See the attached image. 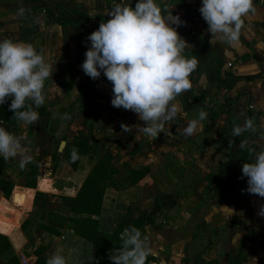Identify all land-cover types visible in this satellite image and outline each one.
<instances>
[{
  "label": "crops",
  "instance_id": "crops-1",
  "mask_svg": "<svg viewBox=\"0 0 264 264\" xmlns=\"http://www.w3.org/2000/svg\"><path fill=\"white\" fill-rule=\"evenodd\" d=\"M60 1L65 2V0H0V37L12 38L14 41L18 42H23L21 39H26L34 43L35 39H40V37L45 35V31H42L44 26L49 30L51 27H54V25H60L68 29V33L70 34V36L64 39V45L73 48L76 47V43L80 42V37L77 35L78 28L86 23H93L94 20L91 19L89 20L91 22L86 20L82 22L78 15L80 13H85V8H81L79 9L80 13H70L72 18L58 19L53 16H48L50 20L48 25L50 26L47 27L42 23L40 17L42 13L49 15L44 3H50L51 6H54L55 2ZM76 1L74 5H89V0ZM91 1L92 4L95 5V0ZM133 1L135 5L137 0H132V2ZM157 3L162 7L164 5L173 6L172 15L179 16L182 21L186 22L179 27L175 24H170V26L175 28L180 37L189 44V47L185 49L184 55L188 58L194 56L198 59L197 69L190 76L193 88L190 92L179 96L180 98L178 100V104L182 106L187 116L185 119L178 118L177 121L167 125L165 128V133H167V135L161 133L157 138H151L142 134V141L147 144L145 148L148 149L150 153L147 157L143 158L141 155L136 154L134 158L139 162L142 161V164L149 165L144 183L130 185L119 190L107 186L104 190L100 212L97 216L98 229L102 221H108L111 228H109L108 231H101L100 229L99 231L105 233L113 231L133 202L138 203V210L135 209L137 211L133 217L144 213L149 215V211L152 212V215L161 212L169 218L172 225L197 222L189 219L201 215L202 211L207 208L208 211L211 209L210 214L212 212H217L219 216H236L237 223L235 227L230 230L229 234L231 238L230 243L232 244L231 247H233L229 248L230 253L226 252L224 249H220L218 253H213L211 256L204 255L205 253H202V255L199 254L201 248L197 246L191 247L196 240V238H194V232L182 238L181 247L178 248V246H173L172 237L169 238L164 236L162 231H154L155 229L153 227L151 235L146 228L147 226H145V237L152 241L151 248L153 251L150 255L155 260L154 264H180L182 258L193 254H199L203 259H215V257L218 256L217 264H231L229 259L237 254L240 245L239 244L237 248L235 246L234 249L233 244L235 243L236 236L237 238H244L242 249L246 252V260H244L242 264H252V261H256L258 258L260 264H264V216L258 215L261 205H264V198L240 191L235 185L223 184L218 191V193L221 192V194L218 195V193H216L214 196L218 197L217 200L214 202L210 201L208 204L204 203L202 207H200L202 204V192L206 190L205 188L207 185L206 181L203 179V171L213 172L210 168H207L209 160L213 158L224 163L226 159H228V156L222 154L220 149H215V145L221 144L229 139L233 127L237 125L242 126L245 119L237 120L236 124L232 122H223L220 118L212 121L210 119L212 115L208 112L207 118L201 122L202 126L193 136L184 137L180 134V131H178L187 126L188 120L197 118L200 109H209V105H211L210 101L212 99L214 100L215 96H219L216 99L220 101L226 97L232 98L236 102L233 111L237 117L239 115L242 118L243 115H245V110H243L242 106L245 99L251 101L254 111L264 114V0L262 3H259L258 0H253L255 11L250 12L244 18L245 23L241 30L239 43L235 47L222 44L219 41L214 45L210 43L212 37L207 31L208 25L199 12L202 0H157ZM109 4L110 8H108V10H111L114 4L110 2ZM21 8L25 9L23 16L19 15V9ZM34 8L35 12L29 14L28 12ZM165 14L167 15V13ZM98 16L99 19L97 18ZM100 17L101 19L104 17L102 22H106L107 19L110 18L107 16V11H105L104 14H96L94 18L96 21L92 24L95 30L98 29L101 23ZM62 22L66 23L64 24ZM28 35H30V37H28ZM58 44L61 43L59 42ZM102 81H104L105 84L106 81H108L106 77L103 76V73L93 86L92 93L97 102L102 99L100 97H103L104 94H112V90L107 91L110 87H107L105 84L102 86ZM108 82L107 84H109ZM198 94L205 96L204 105H188L186 103L187 96ZM112 119V117L105 114L101 123ZM135 119L137 120V118ZM259 121L261 125H264V120ZM126 124L131 126L130 123ZM262 127L264 128V126ZM199 134H201L202 138L196 140L198 142L189 141L192 137H196ZM146 138L148 139L146 140ZM201 141L204 142L199 147ZM243 141H247L249 144L253 143L254 148L252 149L259 151L261 148H264V133L252 136L246 131L245 137L239 140L231 137L230 143H232V145H228L230 147L224 145L226 146L224 148L225 150L235 149L238 145H241ZM132 145L133 140H130V147H133ZM152 149L157 151L159 156L160 153H163V156L171 160L176 159V157L182 159L184 162V165H182L183 168L177 170V172L176 169L174 170L175 175H180L178 183L174 184L170 182L168 174L162 165L152 163ZM188 149H190L191 152H188ZM227 154L229 158L232 157L228 151ZM253 160L254 157L252 156L251 161ZM128 163L129 165L139 167V164H134V159H129ZM91 167L92 164L85 170L79 165L78 168L76 167L77 169H73L72 172L69 173L68 180H70V182H76V187H78ZM152 167L154 168L152 169ZM168 169L171 170L170 167H168ZM236 169L237 168H235L234 171ZM151 170L153 175L150 179L148 175ZM231 171L232 170L225 171L224 174L228 175H226L224 179L231 176ZM192 208H194V211H192ZM17 210L21 211L19 209ZM117 212L120 213V218L114 221L111 217ZM40 220L43 222L44 219L41 217ZM46 222H44L43 225L53 228L57 231V234H52L42 229L41 224L35 226V222L33 221L24 232L17 227V232L10 231L0 233L5 235L8 243L13 249L14 246L21 248V250L17 252V255L19 254L20 258L25 260L27 264H32L34 262V250L41 251L43 257L47 260V258L58 249L69 262L77 264H90L92 262L95 249L92 243L89 242L90 246L85 247L81 241L84 239L76 236L71 230L60 228ZM258 223H260L261 226H258ZM253 224H256L255 228L258 226L256 235L248 237L245 234L244 228H246V225L252 227L250 225ZM197 227H200V225H197ZM221 235L223 236V233ZM14 237L19 238L18 243L14 242ZM76 237L81 240H76ZM115 249L116 248H112L111 251ZM254 253L259 256H254ZM242 255L244 254L242 253ZM107 264H111L109 259ZM255 264H257V262H255Z\"/></svg>",
  "mask_w": 264,
  "mask_h": 264
},
{
  "label": "rangeland",
  "instance_id": "rangeland-1",
  "mask_svg": "<svg viewBox=\"0 0 264 264\" xmlns=\"http://www.w3.org/2000/svg\"><path fill=\"white\" fill-rule=\"evenodd\" d=\"M76 2V0H65V2H55L54 6H51L50 3H44L49 15L44 13L40 14L42 23L47 27L50 26L48 25L50 21L48 16H53L58 19L72 18L70 13H80L79 9L81 8H85V13H80L78 15L82 22L92 19L94 23L96 20L89 16L90 12L104 14L105 11H108V8H110L108 0H95V5L92 4L91 0L88 1L89 5H74ZM129 5L134 8V1ZM33 12H35V8L31 9L28 13L31 14ZM97 18L99 19V17ZM102 19H104V17ZM102 19L100 17V22H102ZM93 23H86L78 28L77 35L80 37V42L76 43V47L74 48L64 45V39L70 36V34L68 33V29L60 25H54V27H51L49 30L44 26L42 31H45V35L40 37V39H35V44L33 41L31 42V40L21 39L23 42L31 43L38 52L43 53L46 62L51 65L53 76L45 81L44 95L46 99L43 105L45 111L42 115H39L40 119L37 124L29 126V128L25 130L19 121L13 119L12 121L7 120L2 122L0 120V126H3L12 134L20 136L26 133L25 144L28 149L27 155L31 157V162L26 164L23 170L19 167L22 157L18 156L15 159L7 161L0 157V179L4 182L6 181L9 185L7 196H4L2 187H0V232L16 231L17 227L20 228L24 220H29V225L31 221H33L35 222V226L41 224L42 227H44L45 225H43V223L49 218L48 212L51 214H61L65 217L71 215L68 212L67 206L62 204L61 196H73L78 188L76 187V182H70V180H68L69 173H71L73 169L66 159L68 156H76L79 150H86V153L77 156L78 166L81 165L85 170H87L91 164L93 165L97 160H100L99 164L103 167H112L117 170L118 173L112 178L116 184L128 187L130 185H126L125 178L129 170L145 168L142 176H132L131 178V180H134L137 177L134 184L144 183L149 165L142 164V161L139 162L135 160L134 157H136V154L141 155L142 158L147 157L150 151L145 148L147 144L142 141L143 136L139 134L137 129L133 128L131 132H123L121 129V124L127 125L126 123H130L131 126L136 124L143 126V122L139 121L137 115L131 111H126L122 108H114L111 105L113 93L108 95L104 94L103 97H100L102 99L98 100L99 102L95 101L92 91L94 83H96L97 80L94 81L86 76L81 68L85 60L84 53L88 50V47H90V42L86 40V37L95 31L92 25ZM28 37H30V35H28ZM3 39H5V37H0V40ZM59 42L61 44H58ZM107 82L108 81H106L105 84V82L102 81L101 84L102 86L105 84L107 87H110L109 90H105L111 91L112 84L110 82L107 84ZM57 87L61 91H59ZM218 97L219 96H215L214 100L212 99L210 101L211 105H209V109H200V111H205L207 114L210 112L212 115L210 119L212 121L220 118L223 122H232L236 124L237 120L252 119L257 128L255 133L258 135L264 133V128L262 127L264 125H261L259 121L264 120V114L254 111L251 101L244 98L245 100L242 106L243 110H245V115L241 118L239 115L237 117L233 111L236 102L232 98L226 97L220 101L216 99ZM179 98L180 97H177L176 103H178ZM186 101L188 105H204L205 96L200 94L187 96ZM8 102H11L10 98ZM4 111L8 113L9 116L11 115V117H13L14 114L11 111L8 109ZM105 114L113 119L101 123ZM135 118H137V120ZM245 135L246 132L238 137H234L230 134L231 137L238 140L245 137ZM231 137L221 144L215 145V149H220L222 154L228 156V159L225 161L226 163H221L220 160L211 158L209 164H207V168H210L213 172L203 171V179L206 181L207 185L205 188L206 190L202 192V204L200 207H202L204 203L208 204L210 201L214 202L217 200L218 197L214 196L218 193L223 184L227 185L226 180L233 176L235 168L242 170L241 163L243 164V160L241 163L237 161L236 164L228 165L229 155L227 151L231 155L234 154L233 151L236 150V148L229 150H225L224 148L227 146L226 143L231 142ZM200 138H202L201 134L192 137L189 141H194L196 143L198 142L196 140ZM147 139L148 138H146V140ZM130 140H133V147H130ZM61 142H63L62 148L58 150V146ZM203 142L204 141H201L199 147ZM242 143L246 146L241 148L240 145H238L239 151H237V157L242 156V149L254 148L253 143L249 144L247 141H243ZM188 152H191V150L188 149ZM124 158L134 159V164H139V167L129 165V159ZM152 163L162 165L168 174L170 182L174 184L178 183L180 175H175L174 170L176 169L177 172V170L183 168L182 165H184V162L180 157L171 160L163 156V153H160L159 156L158 152L152 149ZM168 167H170L171 170H169ZM153 168L154 167H152V169ZM227 170H232L231 176L224 179L225 176L228 175L224 174ZM152 175L153 173L151 170L148 177L151 179ZM25 182H34V185L30 187L25 185ZM37 192L44 193L46 197L42 199L41 197L35 196ZM219 194H221V192L218 193V195ZM137 206V202H133L130 205V215L134 216L138 210ZM192 211H194V208H192ZM149 212V216L151 218L153 217V222L145 225L147 226L146 228L149 234L152 235V227L156 232L162 231L164 236L169 238L172 237L173 246H178V248H180V244H182L181 239L186 237L189 233L194 232V238H196V240L191 247L197 246L201 248L199 254L202 255V253H205L204 255L211 256L213 253H218L220 249H224L226 252L230 253L229 248L232 244L230 243L231 238L229 234L230 230L235 227L237 223L235 215L234 217H225L222 215L219 216L217 212H212L210 214L211 209L208 211L206 208L202 211L201 215L189 219L197 222L172 225V222L169 221V218L163 213L157 212L152 215V212ZM41 217L44 219L43 222L40 220ZM119 218V212L111 217L114 221ZM66 224L68 225V223ZM66 224H64V229H67ZM258 224V226H261L260 223ZM197 225H200V227H197ZM255 225L256 224L250 225L253 228L246 225V228H244L246 236L256 235L258 226L255 228ZM145 226L144 232L146 235ZM109 228H111V226L108 221H102L100 223L99 229L101 231H108ZM222 233L223 236L221 235ZM0 234L3 235L2 233ZM19 238L14 237V242L18 243ZM240 238L241 237H235L233 246L235 249V246L237 248L240 244L237 253L240 258L239 264H242V262L246 260V252L242 249L244 238ZM76 240L81 239L77 238ZM81 241L83 242V246H90L89 242L84 240ZM147 243L149 247H152V241H150V239H147ZM19 250H21V248H18V246H14L13 249L9 244V251L18 257V264H23L20 255H17ZM242 253L245 256L242 255ZM255 254L256 253H254V256H259ZM6 258V252L3 253L0 251V264H6ZM217 258L218 256L215 257V259H202L207 262L213 261L216 263L218 262ZM254 261H252V264H255V262L260 264L259 258L255 262Z\"/></svg>",
  "mask_w": 264,
  "mask_h": 264
},
{
  "label": "clouds",
  "instance_id": "clouds-1",
  "mask_svg": "<svg viewBox=\"0 0 264 264\" xmlns=\"http://www.w3.org/2000/svg\"><path fill=\"white\" fill-rule=\"evenodd\" d=\"M172 7H162L157 0H137L133 8L122 0L112 6L107 14L110 18L86 37L90 47L81 65L84 74L95 81L103 73L112 84L111 105L133 112L143 122V126L121 124L123 132L135 128L139 134L157 138L171 122L187 116L176 100L192 90L190 76L197 69L198 59L184 55L189 44L170 24L179 27L186 22L172 15ZM254 11L253 0H202L199 8L212 37L210 43L219 41L233 47L239 43L244 18ZM24 13L25 9H19V15ZM95 15L89 13L92 18ZM52 76L51 65L31 43L0 40V105L10 98L12 119L25 130L38 123L36 109L45 103V81ZM207 115L200 111L178 131L184 137L193 136ZM246 131H257L252 119L234 126L232 135L238 137ZM25 141L26 133L16 136L0 126V157L6 161L22 157L19 167L23 170L31 162ZM249 155L254 160L242 164V176L247 178V188L242 191L264 198V148L249 149ZM258 215L264 216V205ZM120 240V247L109 253L111 264H147L153 249L137 227L125 228ZM46 264H67V260L58 249Z\"/></svg>",
  "mask_w": 264,
  "mask_h": 264
},
{
  "label": "trees",
  "instance_id": "trees-1",
  "mask_svg": "<svg viewBox=\"0 0 264 264\" xmlns=\"http://www.w3.org/2000/svg\"><path fill=\"white\" fill-rule=\"evenodd\" d=\"M99 17V16H98ZM66 23V22H62ZM10 102L0 105V120L3 121H12L11 115L5 113L4 110L9 108ZM39 112V115H42L45 111L44 106L36 109ZM17 121V120H16ZM249 135H254V133L249 131ZM226 145H232V143L228 142ZM252 149V148H251ZM238 147L236 148L234 154H231L232 157L235 158L240 163L242 160L243 163H249L252 159V156L249 155V148L242 149V156L237 157ZM86 153V150H79L76 156H68L67 162L72 169H75L78 165L77 156L83 155ZM100 160H97L83 179L82 183L78 186L75 194L73 196L64 197L61 196L62 204L67 206L68 212L71 214L68 217H65L61 214H51L48 212V220L49 224L55 225L60 228H64L66 223V228L71 230L76 236L92 243L95 247L94 255L92 262L90 264H107L109 253L112 248L120 247L121 240L120 235L122 230L127 228L128 226L137 227L143 236H145L144 226L153 222V217L151 218L147 214L138 215L133 217L130 215L129 208L126 211V214L122 218V220L116 225L115 229L109 233L101 232L98 229V220L97 216L100 212L101 202L104 190L107 186H111L114 189H123L126 186H119L113 181V176L118 172L115 168L112 167H103L99 164ZM242 165V163H241ZM224 167V166H223ZM144 169H135L129 170V173L126 180V185H132L135 183L136 178L142 176L144 173ZM132 176H137L134 180H131ZM226 184L235 185L238 187L240 191L245 190L247 188V178L242 176V170L236 169L234 171L233 176L226 180ZM25 185L33 187L34 182H25ZM47 186V185H46ZM0 187H2L4 196L8 195L9 185L5 181L0 179ZM246 192V191H243ZM35 196L41 197L44 199L46 195L41 192H37ZM29 220H24L20 228L24 232L28 229V227L32 224V221L29 225ZM129 223V224H128ZM29 225V226H28ZM42 229L46 230L49 233L57 234V231L48 226L42 227ZM0 251L3 253L6 252V264H18V258L13 253L9 251V243L5 236L0 234ZM35 260L32 264H46V259L43 257L41 251L34 250ZM231 264H239L240 258L237 253L233 258L229 259ZM67 264H77L73 262L67 261ZM147 264H154V258L149 255L147 257ZM180 264H216L213 261L207 262L204 261L199 254H193L181 259Z\"/></svg>",
  "mask_w": 264,
  "mask_h": 264
},
{
  "label": "water",
  "instance_id": "water-1",
  "mask_svg": "<svg viewBox=\"0 0 264 264\" xmlns=\"http://www.w3.org/2000/svg\"><path fill=\"white\" fill-rule=\"evenodd\" d=\"M131 2H132V0H125V3L128 4V5ZM62 145H63V142H61L60 145L58 146V150H61ZM236 163H237V160L235 158H229L228 165H233V164H236Z\"/></svg>",
  "mask_w": 264,
  "mask_h": 264
},
{
  "label": "built area",
  "instance_id": "built-area-1",
  "mask_svg": "<svg viewBox=\"0 0 264 264\" xmlns=\"http://www.w3.org/2000/svg\"><path fill=\"white\" fill-rule=\"evenodd\" d=\"M111 4H115V3H119L122 2V0H108ZM263 0H258L259 3H262ZM110 10L107 11V14ZM108 16V15H107ZM109 17V16H108ZM22 260L23 264H27V262H25V260H23L22 258H20Z\"/></svg>",
  "mask_w": 264,
  "mask_h": 264
}]
</instances>
